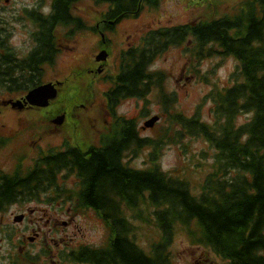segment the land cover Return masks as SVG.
Here are the masks:
<instances>
[{
  "label": "trees",
  "instance_id": "trees-1",
  "mask_svg": "<svg viewBox=\"0 0 264 264\" xmlns=\"http://www.w3.org/2000/svg\"><path fill=\"white\" fill-rule=\"evenodd\" d=\"M78 1L51 0V10L46 13L41 8L44 0H39L38 9L25 11L39 29L40 50L36 58L32 53L22 62L12 59L14 53L5 58L0 55V67L7 66L10 76L17 68L26 76L31 73L25 82L10 79V89L27 90L40 82L37 65L42 73L50 62L59 41L57 28L76 30L83 25L73 12ZM93 1L109 4L108 10L100 13L109 18L130 15L145 6L154 8L160 2ZM3 21L0 16V47L5 46L3 35L7 31ZM181 45L191 59L187 73L212 85L192 116L174 106L169 108L175 92L167 88L164 71L150 69L166 49ZM216 54L237 60L229 85L220 86L200 71L203 59ZM129 62L122 71V83L114 82L105 93L112 100L109 109L113 126L121 129L105 136L104 149L67 145L61 150H39L32 166L24 168L18 162L12 172L0 169V211L14 202L55 193L71 200L77 209H93L106 226V240L99 246L64 247L55 255L49 245L36 253L16 250L13 256L17 261L11 259L9 264H49L57 258L61 264H174L171 246L177 229L184 230L192 243L210 247L226 264H264V0H243L234 11L220 16L150 28L143 36V44L132 50ZM88 88L75 90L73 95L81 99L72 96L70 105L86 101ZM152 88L170 123L160 136L144 137L135 120L116 113L114 102L126 95L145 97ZM207 103L211 122L200 116V108ZM61 108L57 106L56 112ZM243 113L249 117L239 123L238 117ZM192 136L204 139L215 151L210 171L196 192L184 175L162 170L158 159L164 142L177 144ZM146 146L152 148L147 153L146 168H132L123 162V157L137 154ZM62 170L76 172L79 190L58 184L57 176ZM135 221L153 225L155 234L150 235L145 247L137 239ZM5 230L11 239L13 232L10 228Z\"/></svg>",
  "mask_w": 264,
  "mask_h": 264
},
{
  "label": "rangeland",
  "instance_id": "rangeland-1",
  "mask_svg": "<svg viewBox=\"0 0 264 264\" xmlns=\"http://www.w3.org/2000/svg\"><path fill=\"white\" fill-rule=\"evenodd\" d=\"M38 1L0 0V16L5 19L4 23L11 32L10 43L20 55L24 54L34 44L31 35L35 26L27 18L25 11L36 7ZM49 1L44 0L43 6L40 7L43 10H48ZM241 1L243 0H160L155 8L145 6L136 15V18H122L121 26L116 28L114 32V49L118 51L117 47L125 44L129 34H131L129 39L132 40L140 32H145L149 28L183 24L203 16H220L223 13L234 11ZM107 8L108 4L96 3L93 0L77 2L75 11L86 21L89 29L81 26L79 31L73 33L72 37L67 36L64 39L65 43L55 62L51 66H46L42 80L51 79L52 75L62 79L65 75H69L72 70L75 73L77 69L82 74L85 69L93 66L92 55L97 52V45L95 46V44L99 38L89 31L91 29L89 25L95 24V21L100 17V12ZM119 32L121 35L117 37ZM115 39L118 41L117 46ZM64 45L68 48L63 49ZM190 62L189 54L181 45L166 49L155 58L150 66L152 69L165 72V84L168 89L175 92V100L169 103V108L174 106L175 110L181 111L186 116H192L195 113L203 96L212 86L202 81L197 75L192 73L187 75L186 69ZM236 64L237 60L234 57L216 54L204 58L199 68L200 71H205L209 75L212 82L225 86L231 83L229 75ZM89 75L92 76L91 73ZM73 79V85H64L63 92L60 94V100L65 105H68L72 96L80 100L81 97L75 93L73 95V92L77 89L80 92L84 91L87 87V79L81 80L78 76L73 77ZM67 87L73 90H68ZM107 87L108 84L102 80H94V82L89 83L88 90L93 102L91 103L89 100L85 107L77 108L73 118L67 119V124L66 118L63 120L64 122L53 124L51 118L56 113L53 112L56 109V103L45 108L19 110L20 112L16 109L13 110L10 106L0 105V108L4 109L0 114V125L5 124L0 126V135L6 134L8 136V142L0 148V169L4 172H12L18 162L25 168L31 166L34 163L33 160L38 156L40 147L59 146L65 134L67 141L81 148L90 142L98 141L97 130L102 129V126L110 120L104 114L103 108L102 92ZM18 94L20 95L22 92L4 91L0 88V101ZM118 102L119 113L137 120L138 130L142 136L158 137L170 123L168 114L164 112L155 89H152V93L146 97V104L142 100L131 97L120 98ZM209 108L210 103L202 105L200 116L202 119L211 122L212 116ZM153 116H157L153 125L144 126L145 121ZM248 117L247 114H240L238 122H243ZM73 121L78 124L77 127L72 128ZM151 149L150 146L143 147L131 160V166L139 169L146 168L148 166L147 153ZM214 153L215 151L204 139L192 136L184 138L181 143L177 144L164 142L160 148L158 159L162 170L172 174L184 175L190 181L193 191L196 192L205 174L210 171L209 164L212 162ZM69 182H73L72 176L68 178L67 183ZM52 196H55V193L46 194V197ZM46 197L41 195L37 200L16 202L10 205L8 209L0 211V264H9L10 260L14 258V261H17L16 256L13 255L16 250H19V245H23L24 250H31L33 253L41 247L45 248L44 245H49L55 255L59 249L66 246V243L69 244L68 247L79 244L99 246L104 243L107 238V229L94 211L73 209L72 204L68 202L69 199L61 196L50 201H46L44 199ZM29 208L35 209V211L29 213ZM21 212H25L27 217L20 222L14 221V216ZM48 219L49 221H47ZM135 223L138 231L137 239L145 247L150 235L155 234L153 225L139 221H135ZM5 228H10L13 232L11 239L6 236ZM32 228L35 231L39 229L41 232L34 245L28 240V237L34 234ZM171 252L174 264H225V259L210 247L192 243L185 231L180 229H177L175 233ZM41 260L40 257L39 261ZM57 261L59 260L53 259L49 264H57L55 263ZM63 264L86 263L69 261Z\"/></svg>",
  "mask_w": 264,
  "mask_h": 264
},
{
  "label": "flooded vegetation",
  "instance_id": "flooded-vegetation-1",
  "mask_svg": "<svg viewBox=\"0 0 264 264\" xmlns=\"http://www.w3.org/2000/svg\"><path fill=\"white\" fill-rule=\"evenodd\" d=\"M138 14H139V10L137 12H135V13L130 14V15L129 14L128 15L119 14V16H117L115 18H109L107 14H106V17L105 16L102 17V15L100 14V17L95 21V24H93L95 28H91L89 30L95 37L99 38V40L97 39L96 44H95V46L97 45V48H96L97 52L92 55L93 66L91 68H89V69H85V72H83L82 74H80L79 70L77 69L75 73H74V70H72L69 75H65L62 79H58L57 77H53V75H52L50 77L51 79L42 80V74L44 73V70L46 69V66L47 65H49V66L53 65V63L55 62V60H56V58L58 56L59 51L62 49V46L65 43L64 39L67 36H69V38L72 37L74 32L80 30L79 28L76 29V30H74V29L70 30L69 28H60L59 30H56L57 38H58L59 41L54 46L55 49H54V52H53V54H52V56L50 58V62H47L44 65V67H43L44 69H42V73H41V68H40L39 64L37 65V74H38L37 81H40L39 83L51 82V83H53L55 85V87L57 89L58 97L52 103H54V104L56 103L57 106H61L63 109H61L59 112H56V109H54L53 112H56L54 114V116H56L58 114H64V119L66 118V124L68 122L67 119L68 118H73V115L76 114L75 112L77 111V108L85 107L86 102L89 101V100L91 101V103L93 101H92V96L90 95V92H88V96L86 97V101L75 102V103H73L71 105H70L71 102L69 101L70 103L68 102V105H66L67 107L64 108L62 100L58 101V98L60 99V94H62L61 92H63L62 90H63V86L64 85L65 86L67 84H68V86L73 85L72 84L74 82L73 77H76V76H78L79 79H81V80L87 79V81H88L87 86H89V83L94 82V80L95 81L96 80H102V81H104L105 83L108 84V87L105 90H103L102 94H103L104 114L107 115L108 118H110V120H108V123H106V125L102 126V129L97 130L98 141L90 142L87 145H85L84 147H82V149H87V147H89V146H96V147H100V148L104 149L105 145H106V140L104 139L105 136L108 133L112 132V131H116V130L121 129V127H114L113 126V115H112L111 110L109 109L110 106H111V101L112 100H111V98L107 97L105 95V93L107 91H109L112 88V86H114V82L119 81L120 82L119 85L122 83L120 81V77L123 75V72H122L123 69L126 66H128L129 63H130L129 62L130 61V54L132 53V50L134 51L138 46L143 44V36L150 28L148 30H146L145 32H140L139 35L135 39H132V40L129 39V36H131V34H129L127 36L128 40L125 42V44L119 45L117 47L118 51H115V49H114L113 38L115 37L114 32L116 31V28H119L121 26L122 18H124V17L125 18H136V15H138ZM72 15H74V13ZM76 15H78V14H76ZM79 17L81 18V16H79ZM28 19L35 26V30L33 31L32 35H31V38H32L33 43H34L33 46L28 48L27 51L24 52V54L20 55L18 53V51L15 50L14 46L10 43L11 32H10L9 28H7V26L5 25L6 26L5 28H6L7 31L3 35V38L5 39V46H3V47L1 46L0 47V55L1 56H3V57L4 56H9V55L14 53L12 55V59H14L15 61H20V62H22L24 60V58H26V57L28 58L29 56H31L32 53H34V56L36 58V56H37V54L39 53V50H40L39 46H40V41H41L40 36L37 33L39 31V29L37 28L36 23H34L32 19H30V18H28ZM81 21L83 23L82 27L83 26L87 27L86 21H84L82 18H81ZM3 24H5L4 21H3ZM120 35H121V33L119 32L117 34V37H119ZM117 45H118V41L116 43V46ZM65 46L66 45H64L63 49L68 48L67 46L66 47ZM103 49L106 50V58L105 59H98L97 58V53L99 51L103 50ZM115 57H116V59H115ZM131 57H132V55H131ZM113 58H114V60L112 61ZM30 59H28L26 61L27 62H31V61H29ZM150 69H152V68H150ZM156 70H158V69H156ZM89 72L92 74L93 77L89 75L90 74ZM0 74H1L0 75V82H1V87L0 88L2 90H4V91L22 92V94H20V95L19 94L18 95H13L11 97L2 99L0 101V105L4 104L6 106H10L9 100H11V99L15 100V99H18V98L23 99V97L25 96L24 90L10 89L8 84L11 81L10 79H12V78L18 80L19 82H25L26 78L29 77L31 73L29 74V72H28V75L26 76V74H24V72L22 70L17 68V69H14L12 71L11 76H10L8 67L6 66L5 68L4 67H2V68L0 67ZM187 75H190V74L187 73ZM67 89L68 90H73V89H71L69 87H67ZM152 89H154V88H152ZM152 89H149V91H148V93H146L145 97H137L136 95H126V96H122V98L125 99L127 97H131V98H135V99H138V100H142L144 102V104H146L145 103L146 102V97L150 93H152ZM69 100H71V98ZM118 101L119 100L114 102V103H116L115 107L117 108V110H118V105H119ZM11 108L13 110L16 109L18 111L19 110L22 111L23 109L24 110L25 109L31 110V109L37 108V107L29 104L28 102H23L22 108H20V109L14 108V107H11ZM3 110L4 109L0 108V114L2 113ZM125 118L135 120L134 118H131V117H126L125 116ZM135 121L138 122L137 120H135ZM4 125H0V126H4ZM77 125L78 124H76V122L73 121L72 128L77 127ZM68 127H70V126L68 125ZM89 127H90V125H89ZM137 127H138V125H137ZM66 136L67 135L65 134L62 137V140H61V143H59L60 144L59 146H57V147H53V146L51 147L50 146L48 148L46 147L45 150H44V148L40 147L38 149V151L40 150L42 152H46L48 149H51V148H56V149L58 148V149L61 150V149H64L67 145L79 147L78 145H73L72 143L67 141L66 140ZM7 142H8V136L6 134L0 135V148L4 147ZM135 156H136V153L132 152L129 156L123 157V162L126 163L129 167L137 168L135 166H131V163H130L131 160H133L135 158ZM70 176L73 177V182L67 183V180H68V178ZM57 181H58L59 185H63L64 187L66 186V187H69V188H77V190H79L80 187H81L80 186L81 184L80 183L78 184V182H79L78 176H77L76 172H74V171L62 170L61 173H59V175L57 176ZM49 192H50V190H49ZM58 196H60V195L57 194V196H56V194H55V197H58ZM68 202L70 204H72L73 209H77L74 206V204L72 203L71 200H69ZM15 203L16 202H14L12 204H15ZM12 204H10V205H12ZM9 206H7L5 208V210L8 209ZM84 210H86V209H84ZM90 210L94 211L93 209H90ZM34 211H35V209H30V208L28 209L29 213H32ZM22 213H24V218H26L27 214L25 212H22ZM94 213H95V211H94ZM47 221H49V219ZM32 229L34 230V234L36 235V237H38L39 234L41 233L39 231V229H36L37 232L35 231L34 228H32ZM34 242H35V240L32 242L33 245H34ZM65 245H66L65 247H68L69 244L66 243ZM63 248H61V249H63ZM19 249L23 250L24 246L21 245L19 247ZM55 263L60 264V260L55 262Z\"/></svg>",
  "mask_w": 264,
  "mask_h": 264
},
{
  "label": "water",
  "instance_id": "water-1",
  "mask_svg": "<svg viewBox=\"0 0 264 264\" xmlns=\"http://www.w3.org/2000/svg\"><path fill=\"white\" fill-rule=\"evenodd\" d=\"M106 56V51L102 50L97 55L98 59H104ZM57 95V89L54 87L53 83L47 82L40 85H37L30 89L26 95L24 101L29 102L32 105L44 107L47 106L53 98ZM13 106L22 107V101L16 100L12 101ZM64 114L58 115L56 118L53 119L55 123H61L63 121ZM157 119V116H153L149 120L145 122L146 126H152L154 121ZM23 218V214H18L14 217L15 221H21Z\"/></svg>",
  "mask_w": 264,
  "mask_h": 264
}]
</instances>
